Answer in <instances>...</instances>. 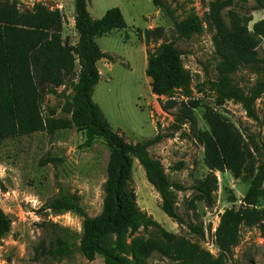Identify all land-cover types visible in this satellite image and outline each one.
<instances>
[{
  "label": "rangeland",
  "instance_id": "374dc122",
  "mask_svg": "<svg viewBox=\"0 0 264 264\" xmlns=\"http://www.w3.org/2000/svg\"><path fill=\"white\" fill-rule=\"evenodd\" d=\"M14 1L21 9H32L36 4L58 9L64 15V39L73 45L77 42L78 33L69 20L73 16L70 1ZM161 1L173 12L182 31L158 7L160 15L148 38L145 31L134 32V37L133 30L126 33L113 30L111 35L98 40L100 47L112 57L103 63L113 66L108 69L101 65L103 78L94 101L100 104L112 129L119 131L128 143H141L157 134L164 136L149 152L161 162L173 185L170 193L177 214L185 222L181 224L164 213L161 196L134 159L132 187L139 208L150 222L132 228L128 244L138 239L165 242L161 234L164 229L176 237L175 241L198 248V264L213 263L219 258H222L221 264H264V201L255 210L243 203L258 161H264V94L254 104L258 121L247 116L241 103L218 96L212 84L219 79L215 70L214 32L208 24L210 3L220 1L227 5L222 13L226 22L232 11L245 13L253 18L250 31L264 33V10H254V0ZM112 8H119L129 25L136 24L135 15H138L137 22L145 26L144 18L154 12L152 0H92L88 7L94 19H101ZM140 43L144 44L150 66L155 61L154 74L159 73L157 65L167 59L163 47L170 45L181 51L179 60L189 74V85L174 90L173 97L154 94L153 78L145 79L140 62ZM263 48L264 37L258 47L260 56ZM229 78L246 92L258 77L241 69ZM74 81L43 97L41 109L49 121L48 132L8 139L0 146V208L12 220L11 231L0 238V264H105L101 256L92 262L85 257L80 246L84 222L81 215L48 208L52 201L65 199L77 203L92 218L103 210L111 151L102 139L90 148L82 146L85 133L74 118L71 99ZM194 101L198 103L192 111L196 132L187 118L181 116ZM212 112L221 115L240 133L252 135L260 147L259 159L250 157L239 178L228 170L211 171L206 164L205 146L196 133L211 132L209 115ZM47 158H53L54 162L40 166ZM210 173L216 178L217 186L212 198L206 201L194 187L211 177ZM224 217L225 232L231 229L235 232V242L228 250H222L218 244ZM234 220L240 222L234 225ZM152 222L158 223L159 228ZM188 225L199 227L201 234L193 233ZM60 239L72 244V249L64 255H49L47 251L55 248ZM177 263L158 253L148 260V264Z\"/></svg>",
  "mask_w": 264,
  "mask_h": 264
},
{
  "label": "trees",
  "instance_id": "16d2710c",
  "mask_svg": "<svg viewBox=\"0 0 264 264\" xmlns=\"http://www.w3.org/2000/svg\"><path fill=\"white\" fill-rule=\"evenodd\" d=\"M73 2L78 33V41L74 45L63 37L64 15L58 9H50L44 4L21 9L14 0H0V146L8 139L48 132L49 121L44 118L41 109L43 97L75 80L71 99L74 118L80 122L85 133L82 146L90 148L96 140L102 139L111 151L108 178L104 184L103 210L99 216L92 218L77 203L65 199L52 201L48 208L57 212L75 211L84 218L80 246L89 262L101 256L105 264H148L149 258L158 253L176 260L177 264H198V248L175 241L176 237L164 229H161V234L165 242L138 239L128 244L129 231L150 222L148 215L139 208L132 187L134 159L138 160L148 182L161 196L164 213L181 224L185 222L177 214L170 193L173 185L161 162L149 152V148L159 144L164 136L157 134L141 143H128L119 131L112 129L100 106L92 98L101 78L97 62L112 58L100 49L95 39L113 30L127 29L121 10L109 9L101 19L95 20L88 9L90 0ZM152 2L157 9L162 8L174 26L181 30V24L161 0ZM254 4V10H264V0H254ZM226 6L220 1L209 5L208 24L214 32L215 70L219 75L218 81L212 84L220 98L241 103L247 116L258 121L254 104L264 94V48L262 56L258 53L264 33L250 31L249 23L253 18L245 13L232 11L226 22L222 14ZM151 32L153 29L145 30L146 38ZM164 48L167 59L157 65L159 73L152 72L155 61L150 66L149 57L146 73L153 78L154 94L173 97L174 90L189 85L190 77L179 60L183 53L170 45ZM241 69L258 77L246 92L236 87L229 78ZM197 107V102H190L181 115L192 124L194 132L196 118L192 111ZM209 122L210 133H196L205 146L207 166L211 171L228 170L239 178L250 157L259 159L260 147L252 135L240 133L221 115L210 113ZM51 162L54 159L47 158L39 164L44 166ZM210 176L194 187L206 201L212 198L217 186L214 175L210 173ZM262 200L264 161H258L243 203L255 210ZM225 218L218 232V244L222 250H228L235 242L234 229L225 232ZM233 222L237 225L240 221ZM152 224L159 228L158 223ZM11 227V218L0 208V238L7 235ZM188 228L193 233L201 234L197 226L188 225ZM72 247L68 241L60 239L58 245L47 253L51 256L64 255ZM221 262L222 258H219L213 263L202 264Z\"/></svg>",
  "mask_w": 264,
  "mask_h": 264
},
{
  "label": "crops",
  "instance_id": "0c3cea01",
  "mask_svg": "<svg viewBox=\"0 0 264 264\" xmlns=\"http://www.w3.org/2000/svg\"><path fill=\"white\" fill-rule=\"evenodd\" d=\"M57 1H59V0H57ZM68 1H70V3H71V6H72V14H73V16H72V18L71 19H69L70 21H71V26H73V27H75V19H74V9H73V4H74V2H73V0H68ZM92 0H90V2H91ZM135 1H138V0H135ZM89 2V3H90ZM153 3V2H152ZM154 5V4H153ZM59 6H63L62 5V2L59 4ZM88 7H89V5H88ZM108 11V10H107ZM106 11V12H107ZM105 12V13H106ZM123 14V13H122ZM105 15V14H104ZM103 15V16H104ZM160 14H159V10L154 6V12H153V14L152 15H150L149 16V18H144V20L146 21V24H145V26H143L142 24H140L139 22H137V20H140V17L138 16V15H135L136 16V24L134 25V24H132V25H129L127 22V26H128V28L127 29H125V30H118V31H123L124 33H126L127 31H129V30H133V35H134V37H135V33L134 32H138V31H145V30H152L154 27H155V23H156V20H157V18H158V16H159ZM102 16V17H103ZM153 16L155 17V19L153 18ZM94 19V18H93ZM95 20H99V19H95ZM134 23H135V21H134ZM114 31H112L111 33H109V34H107V35H105V36H102V37H97L96 39H95V41H96V43L98 44V46L100 47V45H99V43H98V40L99 39H101V38H103V37H106V36H109V35H111L112 33H113ZM130 32V31H129ZM128 36V35H127ZM77 41H78V39H77ZM77 43V42H76ZM75 43V44H76ZM135 43L133 42L132 43V45H134ZM140 45H141V47H142V51H141V53H140V56H139V58H140V62H141V65H143V70H144V73H145V79L146 80H148L149 79V77L147 76V73H146V71H147V68H148V55H147V51L145 50V47H144V44L142 43H140ZM100 49L104 52V53H106V54H109V52H107L106 50H103L101 47H100ZM109 55H111V54H109ZM104 60H106V59H101V60H99L98 62H97V67H98V69H99V72H100V76H101V78H100V81H99V83H98V85L95 87V89H94V92H93V96H92V98H93V101H94V97H95V94H96V91H97V89L100 87V84H101V82H102V78H103V70H102V66H103V68H108V69H112V66H113V64L112 63H110V65H108V64H104L103 63V61ZM102 65V66H101ZM95 102V101H94ZM96 103V102H95ZM99 106H100V104H98ZM100 108H101V106H100ZM102 110V109H101Z\"/></svg>",
  "mask_w": 264,
  "mask_h": 264
}]
</instances>
